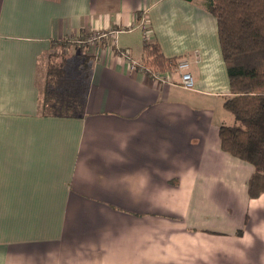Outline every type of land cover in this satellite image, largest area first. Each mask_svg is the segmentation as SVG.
Here are the masks:
<instances>
[{
	"label": "crops",
	"instance_id": "obj_1",
	"mask_svg": "<svg viewBox=\"0 0 264 264\" xmlns=\"http://www.w3.org/2000/svg\"><path fill=\"white\" fill-rule=\"evenodd\" d=\"M205 3L0 0V264H264V193L221 146L235 117ZM64 38L95 55L78 116L43 109ZM154 41L194 87L130 67Z\"/></svg>",
	"mask_w": 264,
	"mask_h": 264
},
{
	"label": "trees",
	"instance_id": "obj_2",
	"mask_svg": "<svg viewBox=\"0 0 264 264\" xmlns=\"http://www.w3.org/2000/svg\"><path fill=\"white\" fill-rule=\"evenodd\" d=\"M205 7L217 19L231 87L225 107L235 117L233 124L220 127L221 146L253 165L248 192L257 198L264 193V0H206ZM89 46L68 38L53 44L44 112L81 114L95 62V55L87 54ZM143 49L149 75L177 70L179 57H166L157 42H145Z\"/></svg>",
	"mask_w": 264,
	"mask_h": 264
},
{
	"label": "built area",
	"instance_id": "obj_3",
	"mask_svg": "<svg viewBox=\"0 0 264 264\" xmlns=\"http://www.w3.org/2000/svg\"><path fill=\"white\" fill-rule=\"evenodd\" d=\"M118 32L119 31L117 29H111L109 31L95 33L93 34V36L89 37L87 42L94 44L96 43L97 40L104 38L107 35H111V36L114 35L117 38ZM124 55L130 60L131 68H140L141 71L146 73L149 71V69L145 65H143V63L133 60L127 52H124ZM188 67H189L188 60L186 58H180L178 68L175 72L178 73L179 75V82L181 85H183L186 88H192L194 87L195 80L193 73L188 69ZM152 76L161 83H168L172 81V71L158 72V73H154Z\"/></svg>",
	"mask_w": 264,
	"mask_h": 264
},
{
	"label": "rangeland",
	"instance_id": "obj_4",
	"mask_svg": "<svg viewBox=\"0 0 264 264\" xmlns=\"http://www.w3.org/2000/svg\"><path fill=\"white\" fill-rule=\"evenodd\" d=\"M55 49H57V48H55ZM49 58H50V57H49ZM47 72H48V66H47V69H46V77H47ZM45 79H46V78H45ZM43 83H46V80L43 81ZM43 86H45V84H44Z\"/></svg>",
	"mask_w": 264,
	"mask_h": 264
}]
</instances>
